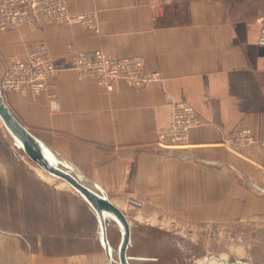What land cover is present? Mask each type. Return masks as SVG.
<instances>
[{
  "label": "crops",
  "instance_id": "1",
  "mask_svg": "<svg viewBox=\"0 0 264 264\" xmlns=\"http://www.w3.org/2000/svg\"><path fill=\"white\" fill-rule=\"evenodd\" d=\"M69 3L75 12L96 11L100 31L59 24L0 34V82L12 56L26 58L43 42L61 69L52 81L59 113L50 112L45 92L36 98L8 93L13 113L126 214L118 198L181 214L190 227L254 211L256 195L232 166L247 179L264 176V14H239L214 0H175L157 17L148 0ZM70 43L83 51L101 49L112 60L142 57L165 80L142 89L119 81L109 90L78 76L68 61ZM174 102L194 107L202 121L191 131L194 147L179 155L154 146L159 130L172 124ZM240 128L252 129L258 140L245 157L219 145ZM17 158L0 140V264L106 262L93 209L67 184L53 186L52 176L18 166Z\"/></svg>",
  "mask_w": 264,
  "mask_h": 264
},
{
  "label": "built area",
  "instance_id": "2",
  "mask_svg": "<svg viewBox=\"0 0 264 264\" xmlns=\"http://www.w3.org/2000/svg\"><path fill=\"white\" fill-rule=\"evenodd\" d=\"M174 1L148 0L153 17L161 15L165 5ZM59 24H78L100 31L97 12H75L69 0H0V34L27 25ZM68 61L80 78L93 79L109 90L119 81L142 89L165 80L160 70H148L142 57L112 60L101 49L83 51L73 43L68 44ZM60 71L48 44L43 42L29 49L26 58H10L0 88L5 98L8 93L31 94L36 98L45 92L50 112L56 114L61 111V106L52 81L59 76ZM201 125L202 121L194 107L185 102H174L172 124L159 130L154 146L167 152H186L194 147L191 131ZM257 142L252 129L240 128L227 135L219 145L236 156L245 157L244 150Z\"/></svg>",
  "mask_w": 264,
  "mask_h": 264
},
{
  "label": "rangeland",
  "instance_id": "3",
  "mask_svg": "<svg viewBox=\"0 0 264 264\" xmlns=\"http://www.w3.org/2000/svg\"><path fill=\"white\" fill-rule=\"evenodd\" d=\"M214 1L226 3L231 11L239 14L253 10L264 14V0ZM232 2L234 4H229ZM0 134L3 140L16 150L17 160L27 165V170L31 171V166L42 170L14 145L1 120ZM263 178L261 175V179L256 181L241 175V184L256 195L252 208L254 211L242 212L227 221L202 222L193 227H190L189 223H182L181 214L152 212L151 207L137 206L134 197L132 200L118 198L119 203L122 201L120 205L127 210L133 225V244L129 255L142 257L133 259L132 264H205L204 258L212 255L222 256L230 262L241 260L264 264V193L253 189L251 185L255 182L264 188ZM49 180L53 186L68 187L62 185L60 180L53 178ZM109 234L113 246L117 248L121 235L115 223L109 224Z\"/></svg>",
  "mask_w": 264,
  "mask_h": 264
},
{
  "label": "water",
  "instance_id": "4",
  "mask_svg": "<svg viewBox=\"0 0 264 264\" xmlns=\"http://www.w3.org/2000/svg\"><path fill=\"white\" fill-rule=\"evenodd\" d=\"M0 120L8 132L14 145L21 149L36 165L53 178L67 184L72 190L93 209L99 223V239L107 260L102 264H132L135 259L129 255L133 244V225L127 214L111 199L107 190L90 180L80 169L61 157L37 134L30 130L11 110L5 95L0 88ZM179 155L178 153H175ZM232 168L241 175L244 172L235 166ZM137 162L132 165L127 191H130L136 176ZM251 185L264 193V188L255 182ZM115 223L121 235L118 247L112 244L109 234V224ZM210 260L224 264H254L236 260L230 262L222 256L212 255L204 258V263Z\"/></svg>",
  "mask_w": 264,
  "mask_h": 264
},
{
  "label": "bare ground",
  "instance_id": "5",
  "mask_svg": "<svg viewBox=\"0 0 264 264\" xmlns=\"http://www.w3.org/2000/svg\"><path fill=\"white\" fill-rule=\"evenodd\" d=\"M0 140L3 141L1 134H0ZM137 259H142V257H137ZM209 264H224V262H218L217 260H211Z\"/></svg>",
  "mask_w": 264,
  "mask_h": 264
},
{
  "label": "trees",
  "instance_id": "6",
  "mask_svg": "<svg viewBox=\"0 0 264 264\" xmlns=\"http://www.w3.org/2000/svg\"><path fill=\"white\" fill-rule=\"evenodd\" d=\"M17 165L19 166V165H21V163L17 160Z\"/></svg>",
  "mask_w": 264,
  "mask_h": 264
},
{
  "label": "flooded vegetation",
  "instance_id": "7",
  "mask_svg": "<svg viewBox=\"0 0 264 264\" xmlns=\"http://www.w3.org/2000/svg\"><path fill=\"white\" fill-rule=\"evenodd\" d=\"M135 259H137V257H134Z\"/></svg>",
  "mask_w": 264,
  "mask_h": 264
}]
</instances>
